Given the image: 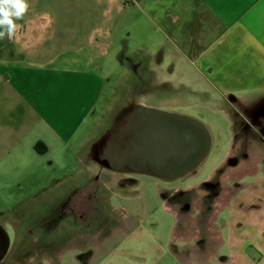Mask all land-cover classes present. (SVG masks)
I'll return each instance as SVG.
<instances>
[{"label": "crops", "instance_id": "1", "mask_svg": "<svg viewBox=\"0 0 264 264\" xmlns=\"http://www.w3.org/2000/svg\"><path fill=\"white\" fill-rule=\"evenodd\" d=\"M28 5L16 33L0 38V226L8 232L10 224L16 237L36 234L23 222L36 195L29 193L30 182H37L56 155L74 152L85 156L84 166L94 164L86 161L93 142L120 117L127 100L149 106L139 92L145 85L153 94L158 84L173 85L168 76L174 74L186 79L181 85L201 81L233 108L235 118L250 116L255 128L264 127V0H28ZM114 58L132 60L123 66L119 85H131L135 93L123 95L99 117L108 84L103 70ZM120 118L129 129L131 114ZM120 142L123 148L124 135ZM141 156L152 160V153ZM229 167L242 173L222 204L228 215L225 232L214 235L217 264H264V162L240 158ZM56 210L49 209V221ZM55 228L54 223L37 228L53 242L40 243L43 255L25 258L27 264H68L52 237ZM17 241L10 237L0 264L15 262ZM85 246L72 264H93ZM212 254L215 249L208 257Z\"/></svg>", "mask_w": 264, "mask_h": 264}, {"label": "rangeland", "instance_id": "2", "mask_svg": "<svg viewBox=\"0 0 264 264\" xmlns=\"http://www.w3.org/2000/svg\"><path fill=\"white\" fill-rule=\"evenodd\" d=\"M131 63L125 58L124 63L116 58L108 60L103 70L108 84L99 117H105L123 95L135 93L129 89L131 85L123 89L119 85L124 77L123 66L127 68ZM168 77L173 78V85L158 84L153 94L145 85L146 91L139 92L149 106L194 116L209 128L211 149L198 169L163 181L148 173L117 172L96 163L87 167L81 163L83 156L74 152L56 155L52 158L56 164L46 166L37 182L31 181L28 186L30 195H36L30 199L29 215L23 222L36 234L16 237L10 224H6L9 237L19 244L14 248L12 264H27L29 259L41 257L40 243L51 247L53 240L47 238L50 235H39L37 228L42 230L52 223L56 227L52 237L68 264L76 261L72 258L85 245L93 264H217L214 235L225 232L223 224L228 215L222 204L230 190L235 193L229 185L235 184L242 173L230 170L229 163L240 158L264 162V127L255 128L250 116L235 118L233 108L207 84L193 80L181 85V79L186 81L182 75ZM238 104L246 110L241 102ZM241 125L243 132L239 130ZM87 127L83 136L78 134V143L85 139ZM235 144L236 152L230 157L228 153ZM247 180L250 178L245 177ZM52 207L57 209L56 217L49 221ZM214 249L216 255L208 257Z\"/></svg>", "mask_w": 264, "mask_h": 264}, {"label": "water", "instance_id": "3", "mask_svg": "<svg viewBox=\"0 0 264 264\" xmlns=\"http://www.w3.org/2000/svg\"><path fill=\"white\" fill-rule=\"evenodd\" d=\"M131 117L133 123L126 130L117 116L114 124L93 142L87 159L117 172L174 179L195 172L211 149L209 128L194 116L135 102ZM125 143L129 147L125 148ZM144 152L152 153L151 166L143 164ZM9 244V234L0 226V261Z\"/></svg>", "mask_w": 264, "mask_h": 264}, {"label": "clouds", "instance_id": "4", "mask_svg": "<svg viewBox=\"0 0 264 264\" xmlns=\"http://www.w3.org/2000/svg\"><path fill=\"white\" fill-rule=\"evenodd\" d=\"M28 0H0V38H11L17 31V21L28 10Z\"/></svg>", "mask_w": 264, "mask_h": 264}, {"label": "flooded vegetation", "instance_id": "5", "mask_svg": "<svg viewBox=\"0 0 264 264\" xmlns=\"http://www.w3.org/2000/svg\"><path fill=\"white\" fill-rule=\"evenodd\" d=\"M135 102H137V99H135V98L128 99L126 104L123 106V108H122V110L120 112V117L123 118L124 116H127L128 114H131V111L133 110V106H134ZM142 160H143V164L150 165V166L152 165L151 162L145 161L144 159H142ZM166 166H168V164H166ZM162 180L163 181H171V179H162ZM68 204H69V201H68ZM68 207H70V206H68Z\"/></svg>", "mask_w": 264, "mask_h": 264}, {"label": "trees", "instance_id": "6", "mask_svg": "<svg viewBox=\"0 0 264 264\" xmlns=\"http://www.w3.org/2000/svg\"><path fill=\"white\" fill-rule=\"evenodd\" d=\"M36 148H37L38 150H41V149H40V143H37V144H36Z\"/></svg>", "mask_w": 264, "mask_h": 264}]
</instances>
